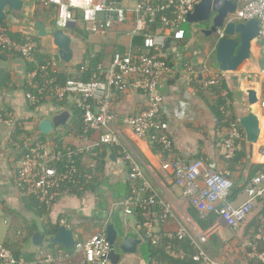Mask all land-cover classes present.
Wrapping results in <instances>:
<instances>
[{
    "label": "crops",
    "instance_id": "0c3cea01",
    "mask_svg": "<svg viewBox=\"0 0 264 264\" xmlns=\"http://www.w3.org/2000/svg\"><path fill=\"white\" fill-rule=\"evenodd\" d=\"M23 1V9L9 10L3 21L11 34L20 37L31 34L37 37L39 51L51 57V70L55 73L69 74L72 78H80V73L94 74L100 67L107 69L115 55L141 48L137 42L140 34H134L137 28L135 0H117L119 8L126 13L125 20L102 33L87 31L80 13L75 12V22L65 29L71 37L72 56L69 62L55 58L58 48L52 35H40V29L36 26L37 22L44 24L47 29L57 25L56 8H45L42 5L44 0ZM226 1L237 6V9L249 2ZM150 28L152 26L148 25V29ZM182 29L184 36L177 41L162 24L151 33L165 38L161 54L171 67L170 75L159 88L163 96L162 117L168 124L172 142L171 151L166 152L157 143H150L136 136L121 124L124 116L136 115L147 108V97L141 92L128 89L117 96V120L111 127V131L119 130L126 142L144 160L147 179L158 195L174 205L176 219L167 222L160 220L161 205L153 208L154 213L160 214H155L148 232L159 242L164 237L171 238L178 233L191 208L184 199L182 189L175 182L172 167L174 160H203L216 170L227 171L235 184L229 202L237 207L247 200L245 189L250 180L256 173L264 170V41L259 38L253 45L250 59L241 72L227 73L220 69L213 50L204 45L211 41L203 32L204 29L188 22ZM142 31L143 27L141 34ZM32 66L15 52L0 51V243L25 264H49V257L61 260L64 264H82L85 258L83 253L72 256L73 248L68 252L63 246L52 244L51 240L56 234L51 236L48 231L54 226L63 227L72 233L77 243L98 233L106 236L107 226L112 225L120 238L129 237L141 241L138 252L123 255L118 264H148L146 250L147 242L151 240L144 238L147 230L140 228L141 223L136 215L140 209L123 206L126 199L138 194H133L135 187L132 186L129 168L120 152L108 144L109 139L104 135L107 132H90L86 138H82V114L73 99L67 98L64 102L48 101L32 107L25 92L29 75L35 69ZM209 82L216 84L208 85ZM249 89L256 92L257 104H250ZM219 95L225 98L226 103L221 107V117L216 110ZM250 112L260 122L259 140L256 144L249 143L244 130L245 135L238 145L236 157L227 162L221 143L229 133L231 122H240ZM62 115L64 120L53 133L45 134L40 131L43 120L53 121ZM18 131H22L20 136ZM15 135L19 137L16 141ZM45 140L56 148H59L57 141L61 140L65 149L84 147L88 142L99 143L102 145L100 153L104 158L102 174L92 185L85 187L80 182L78 191L70 188L64 190L54 208L42 209L46 215L41 216L31 199L22 195L16 187V175L22 160L19 149L21 142ZM84 173L82 171L81 174ZM200 183L202 185L203 182ZM138 196L143 197L142 194ZM262 213L264 199L256 204L252 215L239 229L244 233L243 244L237 247L226 245V257L215 259L226 264H245L247 260H251V254L247 250L257 227L262 228L261 234H264V222L256 221L257 227L254 225L257 218L262 219ZM216 230L224 243L223 232L232 231L220 219ZM37 234L44 238L42 247L34 243ZM191 234L193 244L198 245L197 235ZM260 238L264 240V235Z\"/></svg>",
    "mask_w": 264,
    "mask_h": 264
},
{
    "label": "built area",
    "instance_id": "2783aa9c",
    "mask_svg": "<svg viewBox=\"0 0 264 264\" xmlns=\"http://www.w3.org/2000/svg\"><path fill=\"white\" fill-rule=\"evenodd\" d=\"M203 0H135L137 28L134 34H140L141 28L157 20L164 26L174 40L184 36L183 25L188 16ZM45 8H56L57 25L67 28L75 22V12L80 13L84 27L90 33H102L113 29L116 23L125 20L124 9L119 8L117 0H44ZM232 19L238 22L257 20L260 26L259 38L264 41V0H249L241 9H237ZM143 47L132 49L126 54H117L107 69L94 73L90 80L71 78L65 84L57 83L53 78L39 79V73L47 72L51 61L39 63L36 52L38 44L31 34L22 39H13L7 27L0 24V51L15 52L23 56L35 69L30 73L26 99L32 107L39 106L44 99L64 102L73 99L83 118L82 138L90 132L108 133V144L117 149L129 168V179L133 194L123 202L125 208L137 207L142 212L144 223L141 229L147 230L146 238L153 245L159 240L148 232L154 222L153 208L161 205L159 215L162 222L176 219L174 205L163 200L147 179V165L144 160L126 142L119 130L111 131L116 122L115 101L117 96L126 90L143 93L148 100L145 110L133 116H124L121 124L129 128L136 136L157 143L164 151L169 152L172 142L169 127L162 117L163 96L159 90L162 82L170 75L171 67L163 59L161 49L165 46V38L154 34H145ZM264 72V71H263ZM209 82L208 85H214ZM42 101V102H41ZM264 105V103H263ZM243 138L241 124L233 121L228 135L221 146L224 159L232 161L237 154L238 145ZM101 144L93 143L84 147L60 149L49 143L28 141L19 148L23 154L20 169L16 175V187L28 198H35L47 210H52L68 184L80 183L81 178L88 181L95 176L93 157L95 149ZM82 158L80 166L85 173L79 172L76 159ZM86 158V159H85ZM174 179L182 191L185 201L206 218L215 213L230 229L237 230L252 215L256 204L264 199V171L259 172L248 183L245 192L247 200L240 206L229 202L235 188L234 181L227 171L216 170L214 166L203 160L187 162L176 159L172 162ZM202 181V185L200 183ZM175 238L193 239L190 227L194 226L189 217L184 218ZM64 225V223H63ZM110 251V244L105 234L98 233L86 240L77 241L72 249V256L84 254L82 264H110L103 257ZM264 262V255L255 251L250 256ZM49 264H64L53 257ZM0 264H25L18 260L13 252L0 243ZM199 264H226L222 260L210 258L205 252L200 253Z\"/></svg>",
    "mask_w": 264,
    "mask_h": 264
},
{
    "label": "water",
    "instance_id": "95a60500",
    "mask_svg": "<svg viewBox=\"0 0 264 264\" xmlns=\"http://www.w3.org/2000/svg\"><path fill=\"white\" fill-rule=\"evenodd\" d=\"M23 7V0H0V21L6 18L9 10H22ZM236 10L237 6L226 0H203L188 16V23L204 29L203 32L211 39L204 45L207 49L213 50L220 69L227 73L242 71L250 59L252 47L258 41L260 32L257 20L247 22L233 20L232 16ZM36 26L40 29V35H52L53 42L58 48L55 58L69 62L72 56L70 50L71 37L65 32L66 28L52 25L47 29L40 22H37ZM70 26L71 24L68 25V27ZM248 94L250 104H257L256 92L249 89ZM63 120L64 115L56 117L53 121L45 119L40 123V131L51 134ZM240 124L246 132L248 142L256 144L261 132L260 122L256 115L250 112L241 118ZM106 238L110 244V251L103 259L108 260L110 264H118L123 255L136 254L138 245L141 243L140 240L129 237L120 238L112 225L107 226ZM43 239L42 235L37 234L34 238L35 245L42 247ZM51 243L70 250L74 247L75 241L72 233L61 227Z\"/></svg>",
    "mask_w": 264,
    "mask_h": 264
},
{
    "label": "trees",
    "instance_id": "16d2710c",
    "mask_svg": "<svg viewBox=\"0 0 264 264\" xmlns=\"http://www.w3.org/2000/svg\"><path fill=\"white\" fill-rule=\"evenodd\" d=\"M0 24L3 25L4 27H6L4 21H0ZM148 25H151L152 28L148 29ZM161 23L159 20H157L155 23L152 24H146L143 26V31L142 34L140 33V37L137 39L138 44L143 47V43H144V36L145 34H149V33H153L155 32L158 27H160ZM10 36L17 40V39H22L24 36H19V35H15V34H11ZM35 41L38 43V38L34 37ZM36 56H37V60L39 61V63H46L47 60H50L51 57L48 55H43L40 53L39 51V47L37 49L36 52ZM51 61V60H50ZM167 62V61H166ZM32 67L35 66L34 63ZM168 64V62H167ZM52 68L50 67L47 72H41L39 73L38 78L39 79H44L46 78H53L57 81V83L60 84H65L68 79H71V75L69 74H65V73H55L53 72V70H51ZM79 71H81V69H78ZM79 75V79H82L84 81H88L91 79L92 77V73L90 74H85V73H80ZM221 87V86H220ZM222 88V87H221ZM223 89V88H222ZM29 91V87L26 84L25 86V92ZM220 92V91H219ZM48 101H53V102H57L56 100H47L44 99L42 103L48 102ZM59 103V102H58ZM225 103V98L221 97L219 95L218 97V102L216 105V110L219 114V116L221 117V107L224 106ZM2 116L5 117V114H2ZM82 121V129L80 131H83V127H84V123H83V118H81ZM242 129V133L244 134V129L241 127ZM22 131H18V136H20L19 134ZM19 137H17V135H15V141L18 140ZM43 143H46L47 140L45 141H41ZM23 144V142H21ZM48 143V142H47ZM59 148L60 149H65L63 146V142L61 140L57 141ZM100 150L102 151V145L101 147L95 149V156L93 157V163H94V169H95V176L93 177V179H91V181H87L86 179L81 178L80 185H85V187H88V185H92V183H94L99 175L102 174V170H103V158L104 156L102 155V152L100 153ZM22 157L23 154L21 153ZM82 160V158L76 159L77 164L79 165V172L82 173L83 167L80 166V161ZM264 171V170H263ZM261 172V171H260ZM258 173L255 174V176ZM79 184L74 183L68 184V189H72L73 191H78V187ZM31 201L34 203V205L36 206V208L40 211V215L41 216H45L46 212L42 209H44V207H42L39 202L35 199V198H30ZM156 214H160L156 213ZM189 219L191 220L195 231H199V234L201 235L202 239H199V243L198 245L193 244V241L190 238H186L184 240H178L175 237H164L161 242H159L157 245H153L150 241L147 242V259H148V264H199L200 262V253L201 252H205L210 258H217L220 256V254L222 253L223 250H226V244L221 240L220 236L218 235V232L216 230V224L219 220V215L218 214H211L206 218H203L200 216V214L198 213V211L196 209H194L192 206L189 209V211L187 212ZM138 215V221L139 223L143 224L144 223V217L142 216V213L140 210H137V214ZM262 219L257 218L254 221V225L255 227H257V222L259 223L264 222V213L261 214ZM243 225V224H242ZM59 229V226H54L52 227V230L48 231L49 235L53 236L55 234H57V231ZM194 229L192 227H190L191 233H193V235H196L197 233L194 231ZM232 230V229H231ZM233 231V230H232ZM262 228L257 227L256 231L254 232L253 236H252V243L249 246V249L247 250L248 254H252L254 253V251L259 254V255H264V240L262 238H260L262 235ZM254 248V249H253ZM68 252H71L70 250H67ZM17 259V258H16ZM19 260V259H18ZM245 264H264L263 261L257 260V259H251V260H247L245 262Z\"/></svg>",
    "mask_w": 264,
    "mask_h": 264
},
{
    "label": "rangeland",
    "instance_id": "374dc122",
    "mask_svg": "<svg viewBox=\"0 0 264 264\" xmlns=\"http://www.w3.org/2000/svg\"><path fill=\"white\" fill-rule=\"evenodd\" d=\"M259 40V39H258ZM96 133H99V132H96ZM105 137H108L107 139L110 138V134H104ZM19 145V144H18ZM90 145V143H86L85 146H88ZM1 224V223H0ZM239 229H241V226L237 229V230H233V231H227V232H223V239L225 240V243L227 242V246L230 245L231 247H237V246H241L244 242V233L242 231H239ZM196 235H197V238L198 240L199 239H202L201 235L199 234V231H196ZM195 235V236H196ZM144 245L146 246V243H144ZM244 245H246L244 243ZM226 251L227 250H223L222 253L220 254L219 257L217 258H224L226 257Z\"/></svg>",
    "mask_w": 264,
    "mask_h": 264
}]
</instances>
